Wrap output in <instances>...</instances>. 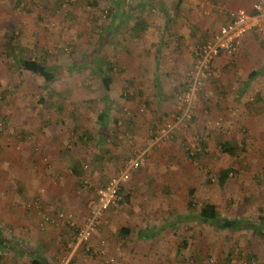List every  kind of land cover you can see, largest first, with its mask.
Returning a JSON list of instances; mask_svg holds the SVG:
<instances>
[{"label": "rangeland", "instance_id": "374dc122", "mask_svg": "<svg viewBox=\"0 0 264 264\" xmlns=\"http://www.w3.org/2000/svg\"><path fill=\"white\" fill-rule=\"evenodd\" d=\"M141 1L0 0V264H28L33 254L62 264L93 208L94 189L141 152L119 202L91 236L94 248L103 241L113 264H264L257 230L196 217L207 201L223 220L264 217V39L250 33L236 55L217 57L180 119L195 49L224 21L215 23L207 1L195 0L204 10L192 13L191 40L174 29L179 41L171 43L166 25L156 43L165 14L175 19L182 1L192 2ZM136 20L146 23L138 34ZM9 41L15 54L53 68L55 79L45 84L22 69L8 55ZM102 77L111 79L108 90ZM223 139L236 147L234 156L220 150ZM226 167L229 177L218 186ZM33 201L37 210L27 207ZM59 211L74 224L56 220ZM154 230L148 239L140 235ZM78 252L104 264L83 249H75L72 264H80Z\"/></svg>", "mask_w": 264, "mask_h": 264}, {"label": "built area", "instance_id": "2783aa9c", "mask_svg": "<svg viewBox=\"0 0 264 264\" xmlns=\"http://www.w3.org/2000/svg\"><path fill=\"white\" fill-rule=\"evenodd\" d=\"M224 22L212 31L209 37L200 43L195 51L196 58L193 66V74L187 91L182 96L183 107L180 119L188 117L193 107V99L202 80L210 74V66L214 59L220 55L234 56L242 45L243 38L249 33H256L264 39V0H254L249 9L236 8L227 10ZM142 152L127 158L121 170L115 175L110 176L102 185L96 187L93 197L90 201L93 208L90 209L88 216L85 218L75 232L72 250L67 255L62 264H72V256L75 249L99 256L103 259L104 264H113V258L107 256L104 250V242L99 241L97 247L90 244L93 232L101 222L105 211L116 206L120 199V189L125 181L131 175L133 169L141 162ZM27 207L33 210L38 209L36 201ZM43 220H48L42 216ZM56 220H61L68 226L74 224L73 217L70 213L59 211ZM238 264H255V261L240 260Z\"/></svg>", "mask_w": 264, "mask_h": 264}, {"label": "trees", "instance_id": "16d2710c", "mask_svg": "<svg viewBox=\"0 0 264 264\" xmlns=\"http://www.w3.org/2000/svg\"><path fill=\"white\" fill-rule=\"evenodd\" d=\"M153 1L154 0H143V1H141V6H144L146 3H150ZM250 6H251V4H250ZM250 6H249V8H250ZM249 8H245V9H249ZM224 14L226 15V13H224ZM128 18H132L131 15L130 16L128 15ZM167 23L168 22H166V24L164 26H166ZM132 27H133V32H135L134 34H138V32L145 29L146 23L139 21V20H136ZM252 34L263 39L262 37H260L256 33H252ZM244 38H243V40H244ZM243 40H242V42H243ZM6 49L8 51V55H10L12 57V59L15 60L17 62V64L22 69H24V70H26L32 74L40 76L43 79V81L45 82V84H49L55 79L54 69L53 68L51 69L50 66H47L45 63H43L42 61H40L36 58H25L21 55L15 54L14 52H16V51H15L14 47H12L11 41H9V43H7ZM220 56H223V55H220ZM211 67H212V64L210 66V74H211ZM253 76H254L253 72L249 73V75H248V77H250V79ZM110 82H111V79L109 77H102L101 78V83H102V86L105 90L109 89V83ZM189 83H190V81H189ZM188 87H189V84L187 86V89H188ZM198 88H200V86ZM106 114L107 113H106L105 109H103V111L100 115L101 118H104V116H106ZM218 144L220 146V150L223 153H226L230 156H234L237 152L236 147L233 146L229 140L223 139V140L219 141ZM230 172H231V170L228 167L219 171V174L217 177V185L218 186H222L224 184L226 179L229 177ZM74 173H76V172L74 171ZM193 192H194V189L192 187L188 188V194L189 195H192ZM196 217H197L198 221L200 223H203V224H207V225H211V226H214L215 224H221L222 227L226 226V227H230L232 229L239 228V226L243 227V228H253V229L257 230V232L260 236H262V237L264 236V224H263L264 223V221H263L264 217H262V216L259 217L260 221L253 222V223H245L242 220H238V219H224L223 220V219L219 218V214H218V211H217L215 204H213L212 202H209V201L204 202L202 204V206L197 211ZM155 230L149 231L147 233L146 232L140 233V235H142L145 239H148L151 236L149 233H155ZM119 233L126 235L127 233H129V229L126 227H121L119 230ZM2 248L7 249V250H12L16 253L28 252V250L24 251L22 246L14 245V246L10 247L9 244H7V243H4ZM247 257H249V256H247ZM28 264H49V263L45 259L39 258L37 255L33 254V255H31V258H30V261ZM226 264H229V263L226 262Z\"/></svg>", "mask_w": 264, "mask_h": 264}, {"label": "crops", "instance_id": "0c3cea01", "mask_svg": "<svg viewBox=\"0 0 264 264\" xmlns=\"http://www.w3.org/2000/svg\"><path fill=\"white\" fill-rule=\"evenodd\" d=\"M188 1H189V3L192 2V5L184 3L182 1V3L180 4L182 9L179 8V11H177V13L175 14V19H173V14L171 12L165 14V16L167 17L166 20H168V18H169V22L167 23V26L171 25V31H170V34L168 35L169 41L173 35L172 40L170 41L171 43L176 44L177 41H179L178 36H175V34L173 33L174 29L179 35H181L182 39H184L186 42H189L191 40V37H192V30L189 29L188 27L190 26V24L192 25L195 23L191 17L192 13L195 12L194 11L195 7L196 8L202 7V11L204 10V7H203L204 3L203 2L200 4L199 1H197V2L195 0H188ZM206 1H207L206 4L208 5L207 10L211 11V13H212L211 16H212L213 20L216 19L215 23H217V24L222 23L225 20V14L224 13L227 9H235V8H239V7L243 6L242 0H206ZM249 6L250 5H247L244 8H249ZM183 8H185V9H183ZM189 9H191V11ZM205 13H208V11H205ZM166 22L167 21H165L164 23H166ZM164 23L162 24L163 33L159 31L158 37L156 38V43L159 40L164 39L165 34L168 31V30H166V26H164ZM179 23H180V25H179ZM178 26H181L183 29L182 28L181 29L176 28ZM147 28L149 29V27H147ZM143 33L144 32H141L140 35L142 36ZM144 36H145V33H144ZM150 43H152V41L148 42V44H147L148 47H149ZM189 46H190V44L187 47H189ZM51 160L53 162H55V160L58 161V158H56V155H55L54 157L51 158ZM54 165H57V164H54ZM57 166L59 167V165H57ZM55 171H56V173L61 172L59 168L55 169ZM80 224H81V222H80ZM75 256H76V258L80 259V264H94L93 260L88 259L84 255H82L80 252H78L77 255L75 254ZM90 257H92V256H90ZM142 263H143V261H142Z\"/></svg>", "mask_w": 264, "mask_h": 264}]
</instances>
